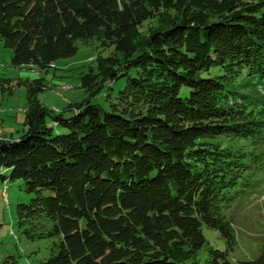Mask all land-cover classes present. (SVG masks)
Instances as JSON below:
<instances>
[{
  "label": "trees",
  "instance_id": "16d2710c",
  "mask_svg": "<svg viewBox=\"0 0 264 264\" xmlns=\"http://www.w3.org/2000/svg\"><path fill=\"white\" fill-rule=\"evenodd\" d=\"M0 40L38 71L77 42L100 49L86 99L55 115L33 100L24 134L0 143V179L34 195L20 224L48 225L37 264H199L204 249L202 264H264V245L231 260L227 216L264 167V0H0ZM120 78L109 112L91 103ZM204 226L227 250L206 248Z\"/></svg>",
  "mask_w": 264,
  "mask_h": 264
},
{
  "label": "rangeland",
  "instance_id": "374dc122",
  "mask_svg": "<svg viewBox=\"0 0 264 264\" xmlns=\"http://www.w3.org/2000/svg\"><path fill=\"white\" fill-rule=\"evenodd\" d=\"M157 26L159 24L156 21L149 22L141 31L147 33ZM99 52L95 41L77 42V52L73 57L55 62L46 71H38L31 67L15 68L12 65V50L0 40V143L11 142L10 137L17 138L24 134L27 111L33 100L37 102L34 105L40 104L55 115L68 104L86 99L80 88L79 76L95 65ZM37 81L46 88L30 98L26 85ZM126 82V78H120L106 84L91 103L99 106L103 112H109L110 103L124 89ZM259 90L264 93V86ZM46 122L54 133H64L61 127L54 126L49 116ZM231 149L238 151L235 142L231 143ZM2 175L6 178V184L0 179V264H37L48 259L52 242L40 237L47 231L48 225L44 220H39L33 222L32 228L30 223L20 224L17 215L18 205L29 204L34 195L23 190L21 180L11 181L10 171H4ZM246 181L248 185L239 188L238 191L242 190L241 196L227 211L236 238L235 247L229 251L233 262L254 259L264 245V167L259 179ZM202 233L207 242L206 248L227 250L218 232L204 226ZM206 255L207 250L204 249L199 264H202Z\"/></svg>",
  "mask_w": 264,
  "mask_h": 264
},
{
  "label": "crops",
  "instance_id": "0c3cea01",
  "mask_svg": "<svg viewBox=\"0 0 264 264\" xmlns=\"http://www.w3.org/2000/svg\"><path fill=\"white\" fill-rule=\"evenodd\" d=\"M19 137L17 138H13V137H10L9 139H12V140H17ZM4 172V171H3Z\"/></svg>",
  "mask_w": 264,
  "mask_h": 264
},
{
  "label": "bare ground",
  "instance_id": "6f19581e",
  "mask_svg": "<svg viewBox=\"0 0 264 264\" xmlns=\"http://www.w3.org/2000/svg\"><path fill=\"white\" fill-rule=\"evenodd\" d=\"M5 187H6V185H5Z\"/></svg>",
  "mask_w": 264,
  "mask_h": 264
}]
</instances>
